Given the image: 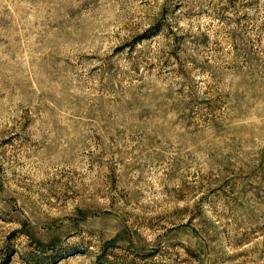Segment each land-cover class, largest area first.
I'll list each match as a JSON object with an SVG mask.
<instances>
[{
    "label": "rangeland",
    "instance_id": "rangeland-1",
    "mask_svg": "<svg viewBox=\"0 0 264 264\" xmlns=\"http://www.w3.org/2000/svg\"><path fill=\"white\" fill-rule=\"evenodd\" d=\"M0 264H264V0H0Z\"/></svg>",
    "mask_w": 264,
    "mask_h": 264
}]
</instances>
